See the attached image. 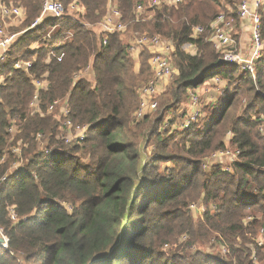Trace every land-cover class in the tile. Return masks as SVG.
I'll return each instance as SVG.
<instances>
[{"label": "trees", "instance_id": "obj_1", "mask_svg": "<svg viewBox=\"0 0 264 264\" xmlns=\"http://www.w3.org/2000/svg\"><path fill=\"white\" fill-rule=\"evenodd\" d=\"M60 1L63 18L48 16L29 28L43 0H0L24 9L26 29L0 58V233L7 241L0 245V264H264V244L258 243L264 239V51L252 75L218 64L208 31L191 36L193 26H208L218 13L236 18L241 0H182L140 13L135 7L149 0ZM110 2L127 33L172 42L175 81L157 97L156 111L139 121L130 115L138 106V87L151 76L150 53L142 49L136 63L120 33L104 44L89 27ZM73 3L83 10H72ZM186 44L195 45V54ZM17 61L32 64L24 70L15 67ZM86 69L93 83L81 76ZM213 76L227 83L218 100L187 129L171 127L189 90ZM167 118L170 126L163 128ZM66 119L75 128L87 127L82 139L63 141ZM37 134L48 150H37ZM228 134L238 150L235 162L228 170L202 168L204 156L225 148ZM152 135L162 139L148 168L138 148ZM168 143L175 153L166 151ZM19 160L23 167L14 170ZM159 160L172 162L170 175H158L153 167ZM200 196L212 208L195 217L190 206ZM161 236L178 240L171 255L146 243ZM214 242L225 247V256ZM196 243L213 253L192 248Z\"/></svg>", "mask_w": 264, "mask_h": 264}, {"label": "built area", "instance_id": "obj_2", "mask_svg": "<svg viewBox=\"0 0 264 264\" xmlns=\"http://www.w3.org/2000/svg\"><path fill=\"white\" fill-rule=\"evenodd\" d=\"M182 0H149L146 4H138L135 7V11L140 13L145 7H158L164 6H176L181 3ZM72 10H83V8L77 6L75 3L70 5ZM65 7L60 0H43L42 11L40 15L34 20L30 28H33L40 24L43 18L48 16L60 17L64 14ZM24 13V9L18 5L6 4L0 2V58L11 47L13 42L19 37L17 33L6 32L5 20L16 19L21 17ZM236 18L233 15H228L225 12L218 13L209 23L208 26L197 25L192 27L191 36L197 38L208 31L206 41H208L215 50L219 53L218 63L222 65H230L239 67L243 71H248L253 75L256 61L262 56L264 51V37L262 36V20L264 17V0H241L236 7ZM94 29L98 34H101L103 43L107 42L108 35L120 33L122 37H129L128 51L139 54L141 49L146 48L150 56L148 58V65L150 67L151 76L138 89V106L132 113L134 121H139L147 115L156 111L158 107L157 97L161 95L165 88L168 87L175 70L172 66V42L162 38L159 35L149 36L146 33H138L133 31L126 32L127 25L122 21V14L117 6L113 3L108 4V10L102 19L95 25L89 26ZM248 35V43L244 45L243 36ZM184 49L188 50L192 54H195L196 47L194 44L184 45ZM30 61H17L15 67L28 70L31 66ZM212 83H219L222 81L218 76H213L208 79ZM206 82V81H205ZM37 88L45 87L41 81H35ZM37 98V94L34 95V100ZM188 98L190 101L191 111L184 113V119L181 125L174 127L176 129H187L199 114L196 107L200 104L201 99L196 91L190 89L188 92ZM58 105V102H55ZM54 105V106H55ZM54 106H51L48 111H52ZM193 108V109H192ZM60 111L63 117L68 115V108L66 104H61ZM168 125V118L163 126ZM172 127V126H171ZM15 127L9 128L12 133ZM85 127L75 128L69 119L62 122V129L66 132L63 135V141L65 143L71 142L75 139H82L86 130ZM263 131V128H260ZM37 139H41V135H36ZM45 150H48L46 145L42 146ZM13 152L16 156H20L21 150L19 147H14ZM238 150L233 148H224L211 153L208 158V162L212 164L203 163L202 168H211L214 165H219L223 170H228L231 163L237 159ZM0 163L3 158L0 159ZM15 169L22 168L21 160L16 161L14 164ZM5 176L1 179L3 180ZM10 219L15 221L16 215L13 212V206L9 207ZM262 233V230H261ZM3 246H6V238L3 237ZM259 245L264 244V239H258ZM215 249L222 256H225L227 251L225 247L218 245L214 242ZM201 250V249H200ZM213 253V250L208 251Z\"/></svg>", "mask_w": 264, "mask_h": 264}, {"label": "rangeland", "instance_id": "obj_3", "mask_svg": "<svg viewBox=\"0 0 264 264\" xmlns=\"http://www.w3.org/2000/svg\"><path fill=\"white\" fill-rule=\"evenodd\" d=\"M65 14V13H64ZM63 14V15H64ZM76 17V15H74ZM24 17H25V12L21 15V17H18L16 19H11V20H5V28H6V32H10V33H17L18 35H22V33L26 30V29H22L21 30V23L22 21L24 20ZM59 18H63V16L59 17ZM59 22L62 21V19H59L58 20ZM31 26V25H30ZM30 28V27H29ZM18 30V31H17ZM17 31V32H15ZM55 31L54 29H52V32ZM123 39V43H129L130 41V38L129 37H124L122 38ZM42 41H44V39L42 38ZM38 44H41L40 42H38L37 44H34L35 46H38ZM142 51V49L140 50V52ZM139 52V53H140ZM188 52V51H187ZM136 55L137 53H133L131 51V59L134 61H139L140 58H138V60L136 59ZM138 57V56H137ZM172 59V58H171ZM138 66V64L136 65ZM172 66L175 70V73L173 74L171 80L169 81V86L167 87V90L170 89L173 85V82L175 81V78L177 76V71L175 69V66L173 64V61H172ZM91 73V70L90 69H86L85 71H83L81 73V76L88 79L89 80V74ZM91 81V80H90ZM208 81V80H206ZM93 83V81H91ZM227 83L225 80L219 82L218 84L215 85V87L212 85V86H209L208 88V94L212 97H214V102L216 100H218V97H220L222 91L224 90V88L226 87ZM197 93V92H196ZM201 99H199L200 101V104H198V106L196 107V109L198 110V112L200 113L201 109H205L206 107H211V103H206V96L205 94H201V96L199 94H197ZM186 106L187 108L185 109V113L191 111L190 107H188L190 105V101H189V98L186 97L179 105H178V110L181 109V106ZM218 105V104H217ZM206 106V107H205ZM215 109V108H214ZM213 109V111H214ZM134 111V110H133ZM209 114L211 112L210 109L207 110ZM242 111V108L240 106H238V110H237V113L239 114L240 112ZM133 113V112H132ZM132 113L130 115V120H133L132 118ZM157 113V112H156ZM155 113V114H156ZM151 115L149 116L150 119L153 118V116L155 115ZM205 116L201 117V122L203 121ZM183 119H184V113L181 112L180 115H178V117L176 116V118H173L171 120V125L172 127H178L179 125H181V123L183 122ZM61 133L62 135H66L67 133L63 131V129L61 128ZM230 135H226L224 137V141L226 143V146L225 148H232L228 141H229V138ZM62 139V138H61ZM162 138H157L156 135H152V136H149V139L148 141H145V146H144V140L142 141V143L140 144L139 148H138V151L141 155V160H140V163H146L147 167L150 168V165H151V162L153 160V155L157 152V147L159 145V141L161 140ZM63 142V141H62ZM47 141H45V139L42 141L40 140V142H38V148L37 150H39L42 146L46 145ZM72 144H74V142H72ZM171 143H168V148L166 149V151H170L172 153H175L176 150L175 148L172 147V145H170ZM69 145V144H66V146ZM78 155V154H76ZM211 155V153L209 155H206L202 158L201 160V163H207L208 164H212L211 161L208 162V158L209 156ZM83 163H87L86 160H83ZM173 167L172 165V162L170 160H159L158 162H156V166H154L153 168L157 171H158V175L160 176H163V177H166L168 175H170V172L169 169H171ZM15 168V167H14ZM13 169V168H12ZM206 169V168H205ZM209 168H207L206 170H208ZM178 179H176L177 181ZM212 206H211V203H206L203 199H202V196H200L199 198H197L193 203L192 205L190 206V210H192V213L193 215L196 217L197 215H199L201 212L204 211V209H211ZM0 237H4L3 235H1L0 233ZM178 239L179 241H185L186 240V236H182L179 238L178 236ZM181 239V240H180ZM146 243L148 245H152V247L154 249H156L155 251H161L162 253L164 254H168V255H171L173 253V251L178 247L179 245V242L178 240L173 242V238L171 239H168L164 236H161L160 238L158 239H153L152 241L150 240H147ZM3 247V245H2ZM5 247V246H4ZM199 248L201 250H208V249H211L212 250V247L209 248L208 245L206 244H199V243H196L192 248ZM208 248V249H207Z\"/></svg>", "mask_w": 264, "mask_h": 264}, {"label": "crops", "instance_id": "obj_4", "mask_svg": "<svg viewBox=\"0 0 264 264\" xmlns=\"http://www.w3.org/2000/svg\"><path fill=\"white\" fill-rule=\"evenodd\" d=\"M243 43H244V45H247V43H248V35L247 34H245L244 36H243ZM186 51H188V50H186ZM189 52V51H188ZM130 54H131V52H129ZM133 53H135V52H133ZM189 53H191V52H189ZM138 56V54L136 55V57ZM89 80H92L93 79V77H92V73H90L89 75ZM222 81H223V79H222ZM218 84V83H217ZM214 86L215 87V83H212L211 81H206V82H204L203 84H201V85H199L198 87H196V88H194L193 90L194 91H196L197 92V94H199L200 96H201V94H205V96H206V98H205V100H206V103H213L214 102V97H212V96H210L209 94H208V87L209 86ZM169 86V85H168ZM167 88H165L164 90L162 89V91L164 92L165 90H166ZM162 92V93H163ZM187 107L186 106H181V109L180 110H178L179 112H183V113H185V109H186ZM193 109V108H192Z\"/></svg>", "mask_w": 264, "mask_h": 264}, {"label": "water", "instance_id": "obj_5", "mask_svg": "<svg viewBox=\"0 0 264 264\" xmlns=\"http://www.w3.org/2000/svg\"><path fill=\"white\" fill-rule=\"evenodd\" d=\"M219 64V63H218ZM214 66V65H213ZM212 66V67H213ZM4 242V239L2 237H0V245H2V243Z\"/></svg>", "mask_w": 264, "mask_h": 264}]
</instances>
